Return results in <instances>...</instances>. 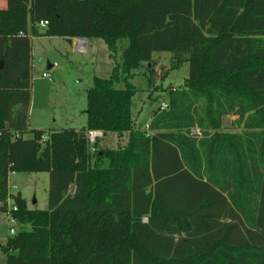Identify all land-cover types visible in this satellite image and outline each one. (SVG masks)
<instances>
[{"label":"trees","instance_id":"obj_1","mask_svg":"<svg viewBox=\"0 0 264 264\" xmlns=\"http://www.w3.org/2000/svg\"><path fill=\"white\" fill-rule=\"evenodd\" d=\"M3 2L0 212L11 198L22 226L6 264H264V0ZM37 36L102 38L114 59L128 40L110 76L92 79L85 127L29 128ZM164 51L158 74L148 63ZM186 61L181 86L156 84ZM140 67L147 90L167 91L149 129L132 110ZM228 115L242 132L223 131ZM92 130L128 140L92 145ZM11 172H48V208L10 193Z\"/></svg>","mask_w":264,"mask_h":264},{"label":"rangeland","instance_id":"obj_2","mask_svg":"<svg viewBox=\"0 0 264 264\" xmlns=\"http://www.w3.org/2000/svg\"><path fill=\"white\" fill-rule=\"evenodd\" d=\"M89 40L88 50L81 52L75 50V41L62 37L32 38L33 84L29 110L30 129L45 130L49 133L69 128L81 129L86 126V93L92 85L93 77L110 76L115 64L121 63L122 50L128 43V40H125L124 43L119 44L114 59L110 56L108 46L102 38ZM171 55L169 51L154 52L152 63H148V66H152L160 74L171 67ZM50 64L54 66L49 68ZM145 68L135 69L136 74L132 79L137 88L132 99V110L135 125L140 129H144L150 123L153 111L159 108L163 100H167L165 94L167 91L160 92L158 89L155 91L153 87L147 90ZM189 69V62L186 61L179 68L170 70L163 80L157 74L156 84L166 90L181 86L189 75ZM44 72L49 73V77H44ZM202 104L203 101L199 103ZM235 118V116L224 117L225 126L229 127L231 120L234 121ZM233 130L242 129L234 126ZM127 140V135L119 138L109 132L100 139L99 145L115 148L119 142L126 143ZM49 179L48 172H14L9 176L10 193H21L29 208L47 209ZM27 227L30 228V225ZM21 228V224L14 221L10 213L0 212V264H6L7 261L5 246L8 238L19 232ZM11 229H14V233Z\"/></svg>","mask_w":264,"mask_h":264},{"label":"built area","instance_id":"obj_3","mask_svg":"<svg viewBox=\"0 0 264 264\" xmlns=\"http://www.w3.org/2000/svg\"><path fill=\"white\" fill-rule=\"evenodd\" d=\"M47 24H48V21H41L40 22V25L43 26V27L46 26ZM76 44H77V50H79L81 52H85L87 45H86L84 39L78 38ZM52 66H54V65H52ZM43 76L44 77H49V73L44 72L43 73ZM167 107H168V101L167 100H163L160 103V108L163 110V109H166ZM146 129H149V124L146 125ZM103 136H104V133L102 131L92 130V131H89L88 132V140H89V142L92 145H94L97 142V140L99 138L103 137ZM10 201H12L11 198H8V201H7V204H8V212L7 213H9V211L11 209L12 210H16V208H17V206L13 203V201L11 203H10ZM11 232L14 233V229H11Z\"/></svg>","mask_w":264,"mask_h":264},{"label":"crops","instance_id":"obj_4","mask_svg":"<svg viewBox=\"0 0 264 264\" xmlns=\"http://www.w3.org/2000/svg\"><path fill=\"white\" fill-rule=\"evenodd\" d=\"M4 4H2V6L4 7L5 6V0H4V2H3ZM77 39L78 38H73L71 41H75V43L77 42ZM84 39V41H85V43H86V45H87V47H88V41H90L89 39H87V38H83ZM66 40H68V39H66ZM92 40V39H91ZM76 47H75V50H77V44L75 45ZM86 47V50H85V52L88 50V48ZM77 51H79V50H77ZM51 67H52V64H51ZM236 117L235 118V120L233 121V120H231V122H230V125H229V127H227V126H225V123H224V118H223V131L224 132H230V133H236V132H242V130L241 131H236V130H233V127L234 126H237V127H239L238 125H237V123H236V120L238 119V116L237 115H228V116H225V117ZM202 129L200 128V127H192L191 128V131H190V134L191 135H193V136H197V137H202ZM210 132H212V130H210ZM105 137V136H104ZM100 139H102V138H100ZM100 142V141H99ZM12 173H14V172H11L10 174H9V176L12 174Z\"/></svg>","mask_w":264,"mask_h":264},{"label":"water","instance_id":"obj_5","mask_svg":"<svg viewBox=\"0 0 264 264\" xmlns=\"http://www.w3.org/2000/svg\"><path fill=\"white\" fill-rule=\"evenodd\" d=\"M43 32H44L43 30L40 31L41 34H43ZM0 68H1V64H0ZM49 68H51V64L49 65Z\"/></svg>","mask_w":264,"mask_h":264}]
</instances>
